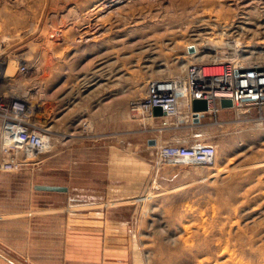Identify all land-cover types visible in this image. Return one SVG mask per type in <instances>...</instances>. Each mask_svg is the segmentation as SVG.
Instances as JSON below:
<instances>
[{"label": "rangeland", "instance_id": "obj_1", "mask_svg": "<svg viewBox=\"0 0 264 264\" xmlns=\"http://www.w3.org/2000/svg\"><path fill=\"white\" fill-rule=\"evenodd\" d=\"M260 50L264 0H0L3 91L39 106L38 120L53 140L47 154L102 138L126 148L125 199L81 192L66 206L81 213L112 201L134 202L152 264L236 263L241 248L231 239L264 243V108L229 107L216 116L203 111L210 122L192 133L184 128L193 120L184 102L180 117L154 115L151 121L132 117L129 101L145 96L153 80H186L193 63L264 64ZM196 141L215 146L212 164L158 156L160 145ZM89 154L108 159L104 150ZM28 168L35 171L32 183L36 165ZM104 168L98 173L102 187ZM14 182L18 187L21 180ZM217 191L222 195H213Z\"/></svg>", "mask_w": 264, "mask_h": 264}, {"label": "crops", "instance_id": "obj_2", "mask_svg": "<svg viewBox=\"0 0 264 264\" xmlns=\"http://www.w3.org/2000/svg\"><path fill=\"white\" fill-rule=\"evenodd\" d=\"M210 119L205 115L199 122L189 121L184 128L194 133ZM110 141L104 138L102 142L91 144L75 141L52 154H40L34 164L37 180L32 183L35 171L30 172L28 167L14 174L0 171V264L153 263L145 256L139 212L134 202L112 201L108 205L87 207L81 213H73L66 206L81 192L92 197L101 194L110 200L126 198L123 179L126 148L116 147ZM103 150L108 153L104 161L89 154ZM101 164L108 173L104 187L98 174ZM15 179L21 180L19 188L15 187ZM30 183L33 188L36 184H50L65 186L67 190L34 188L31 192ZM222 193L217 191L213 195ZM231 242L241 248L243 258L241 262L232 260L228 264H264V243L248 236L231 239Z\"/></svg>", "mask_w": 264, "mask_h": 264}, {"label": "built area", "instance_id": "obj_3", "mask_svg": "<svg viewBox=\"0 0 264 264\" xmlns=\"http://www.w3.org/2000/svg\"><path fill=\"white\" fill-rule=\"evenodd\" d=\"M5 61L0 62L3 66ZM20 72L27 67L19 64ZM1 75H3L1 77ZM5 69L0 68V171L19 172L35 164L33 157L49 152L52 140L50 130L38 120V107L24 96L6 94L3 91ZM204 99L206 112L211 116L224 109L221 99H229L233 108H264V66L239 68L231 60L193 63L186 69V80H153L145 96L129 101L132 117H153V108L161 107L167 117H180L178 103L193 111V99ZM205 112V111H204ZM182 117V116H181ZM7 129V130H6ZM10 132V137L6 134ZM160 159L175 163L210 165L216 157L211 143L196 141L190 145H160Z\"/></svg>", "mask_w": 264, "mask_h": 264}, {"label": "water", "instance_id": "obj_4", "mask_svg": "<svg viewBox=\"0 0 264 264\" xmlns=\"http://www.w3.org/2000/svg\"><path fill=\"white\" fill-rule=\"evenodd\" d=\"M193 48H190L192 50ZM192 111H193V122H199L201 118L204 117V112L207 110V103L204 99H193L192 100ZM220 105L222 108H229L232 107V102L229 99H221ZM153 114L158 116L165 115V112L159 107L153 108ZM152 143H155V140H152ZM35 189L38 190H47V191H66L67 188L61 185H50V184H36L34 186Z\"/></svg>", "mask_w": 264, "mask_h": 264}, {"label": "bare ground", "instance_id": "obj_5", "mask_svg": "<svg viewBox=\"0 0 264 264\" xmlns=\"http://www.w3.org/2000/svg\"><path fill=\"white\" fill-rule=\"evenodd\" d=\"M212 43H213V46H212L213 48L211 47V49L216 50V53H217L216 55H218V53H219V50H218V49L220 48V45H219L218 43L214 42V41H213ZM237 43H238V42H236V47H237ZM218 45H219V46H218ZM232 49H235V48H232ZM217 50H218V51H217ZM197 52H198V48H197V46H194V53H193V55H194V54H197ZM220 52H221V51H220ZM260 52H261L262 54H264V50H260ZM230 53L233 54V55H231V56H234V53H235V52H230ZM218 56H219V55H218ZM225 56H226V55H225ZM220 57H221V56H220ZM223 57H224V56H223ZM217 58H219V57H217ZM237 60H238V59H237ZM242 62H243V61H242ZM251 62H252V61H251ZM235 63H236V65H238L239 62L236 61ZM235 63H234V64H235ZM248 63H249V62H248ZM253 63H254V62H253ZM255 64H256V63H255ZM240 65H241V64H240ZM241 66H242V65H241ZM241 66H237V67L241 68ZM256 66H257V67H258V66H264V64H259V63H257L256 65L251 64V67H256ZM180 103H183V102H179V103H178V109H180V107H181V104H180ZM37 106H38V105H37ZM38 107H39V106H38ZM160 108H161V107H160ZM6 130H7V129H6ZM8 137H10V132L6 134V138H8ZM51 141H52V142L50 143V148H51V146L53 145V140H51Z\"/></svg>", "mask_w": 264, "mask_h": 264}]
</instances>
